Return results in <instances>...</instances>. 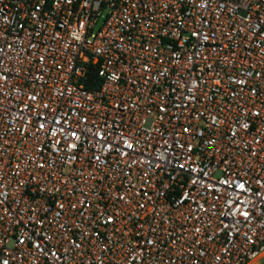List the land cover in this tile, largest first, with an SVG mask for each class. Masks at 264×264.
<instances>
[{
  "label": "built area",
  "instance_id": "1",
  "mask_svg": "<svg viewBox=\"0 0 264 264\" xmlns=\"http://www.w3.org/2000/svg\"><path fill=\"white\" fill-rule=\"evenodd\" d=\"M264 257V0H0V264Z\"/></svg>",
  "mask_w": 264,
  "mask_h": 264
},
{
  "label": "rangeland",
  "instance_id": "2",
  "mask_svg": "<svg viewBox=\"0 0 264 264\" xmlns=\"http://www.w3.org/2000/svg\"><path fill=\"white\" fill-rule=\"evenodd\" d=\"M255 264H264V257L258 260Z\"/></svg>",
  "mask_w": 264,
  "mask_h": 264
}]
</instances>
